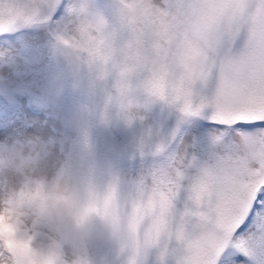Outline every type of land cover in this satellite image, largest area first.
<instances>
[{
	"label": "snow or ice",
	"instance_id": "1",
	"mask_svg": "<svg viewBox=\"0 0 264 264\" xmlns=\"http://www.w3.org/2000/svg\"><path fill=\"white\" fill-rule=\"evenodd\" d=\"M111 6L114 25L86 0H0V35L65 13L80 24L77 51L104 61L123 93L144 108L161 104L203 145L180 157L173 141L154 157L171 131L139 145L152 157L136 186L137 215L151 213L139 264L161 241L159 258L172 243L175 264H264V0Z\"/></svg>",
	"mask_w": 264,
	"mask_h": 264
},
{
	"label": "clouds",
	"instance_id": "2",
	"mask_svg": "<svg viewBox=\"0 0 264 264\" xmlns=\"http://www.w3.org/2000/svg\"><path fill=\"white\" fill-rule=\"evenodd\" d=\"M80 37V24L70 22L61 43L98 80L111 77L106 105L113 106L128 124L142 120L143 107L120 90L118 74L86 50H76ZM7 67L5 53H0V77L7 76ZM182 127L175 125L168 144L155 149L154 157L163 155L173 141L177 155L184 156L190 143L181 135ZM118 183L115 177H98L86 135L79 141L77 157L64 154L51 137L0 144V264H91V249L102 244L115 245L125 254L126 264H139L151 213L138 216L139 198L121 200Z\"/></svg>",
	"mask_w": 264,
	"mask_h": 264
},
{
	"label": "rangeland",
	"instance_id": "3",
	"mask_svg": "<svg viewBox=\"0 0 264 264\" xmlns=\"http://www.w3.org/2000/svg\"><path fill=\"white\" fill-rule=\"evenodd\" d=\"M89 9L115 24L111 0H86ZM70 23L65 13L0 35V53L8 61L7 76L0 77V144L20 138H53L64 154L79 155V141L87 136L96 157L98 177L118 179L121 200L134 199L136 186L152 157L140 155L142 141L155 143L176 125L174 114L157 103L141 108L142 120L126 123L110 104L111 77L98 80L93 70L66 50L61 38ZM7 81L5 84L3 81ZM103 114L104 122H101ZM186 142L195 143L199 156L203 145L190 127H182ZM147 152V149H145ZM163 241L149 251L143 264H175ZM91 264H126V256L113 244L91 249Z\"/></svg>",
	"mask_w": 264,
	"mask_h": 264
}]
</instances>
